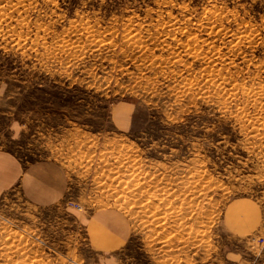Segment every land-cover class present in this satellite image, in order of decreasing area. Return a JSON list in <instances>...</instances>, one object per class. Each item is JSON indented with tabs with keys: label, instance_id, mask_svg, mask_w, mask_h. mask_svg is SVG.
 <instances>
[{
	"label": "rangeland",
	"instance_id": "obj_1",
	"mask_svg": "<svg viewBox=\"0 0 264 264\" xmlns=\"http://www.w3.org/2000/svg\"><path fill=\"white\" fill-rule=\"evenodd\" d=\"M0 150V264H264V0H0Z\"/></svg>",
	"mask_w": 264,
	"mask_h": 264
},
{
	"label": "crops",
	"instance_id": "obj_2",
	"mask_svg": "<svg viewBox=\"0 0 264 264\" xmlns=\"http://www.w3.org/2000/svg\"><path fill=\"white\" fill-rule=\"evenodd\" d=\"M15 189H19L22 196L34 205L54 206L69 190L67 172L55 159L24 163L18 156L0 150V197ZM111 233L98 239L101 248H119L127 239L120 232Z\"/></svg>",
	"mask_w": 264,
	"mask_h": 264
},
{
	"label": "bare ground",
	"instance_id": "obj_3",
	"mask_svg": "<svg viewBox=\"0 0 264 264\" xmlns=\"http://www.w3.org/2000/svg\"><path fill=\"white\" fill-rule=\"evenodd\" d=\"M194 184V183H193ZM194 195V194H193Z\"/></svg>",
	"mask_w": 264,
	"mask_h": 264
}]
</instances>
